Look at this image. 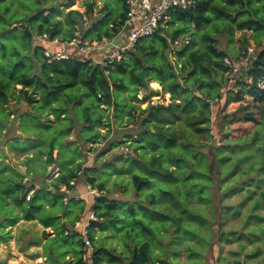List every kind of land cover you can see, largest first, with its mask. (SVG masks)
Segmentation results:
<instances>
[{"label": "clouds", "instance_id": "clouds-1", "mask_svg": "<svg viewBox=\"0 0 264 264\" xmlns=\"http://www.w3.org/2000/svg\"><path fill=\"white\" fill-rule=\"evenodd\" d=\"M261 62L264 0H0V264H264Z\"/></svg>", "mask_w": 264, "mask_h": 264}, {"label": "trees", "instance_id": "trees-1", "mask_svg": "<svg viewBox=\"0 0 264 264\" xmlns=\"http://www.w3.org/2000/svg\"><path fill=\"white\" fill-rule=\"evenodd\" d=\"M202 7H206V4L203 5ZM8 35H10V33ZM177 53L180 54V50L179 49H177ZM250 74L253 75V78L255 80H259V79L264 78V62H261V66H255L251 70ZM177 87H179V86L177 85ZM33 186H35V185H33ZM104 199L105 198L103 196H101L99 198V200L97 201V205H100L101 202L104 201ZM115 206H116V202L114 201L113 204L111 205V207H115ZM93 210L95 211L96 209L94 208ZM89 226L90 227L99 226L101 228V230H103V228L105 227L104 225H96L94 221H91ZM76 235H79V233H73L72 236H70L68 238V240H66L65 242L66 243L69 242V240H72V238L74 236H76ZM80 244H81V246H83V240L80 241ZM103 254H104V250L103 249H100L98 251L93 252L92 253V261H93V264H100V261L103 259Z\"/></svg>", "mask_w": 264, "mask_h": 264}, {"label": "rangeland", "instance_id": "rangeland-1", "mask_svg": "<svg viewBox=\"0 0 264 264\" xmlns=\"http://www.w3.org/2000/svg\"><path fill=\"white\" fill-rule=\"evenodd\" d=\"M3 143H4L5 145H7V144L9 143L8 139H5V140L3 141Z\"/></svg>", "mask_w": 264, "mask_h": 264}, {"label": "built area", "instance_id": "built-area-1", "mask_svg": "<svg viewBox=\"0 0 264 264\" xmlns=\"http://www.w3.org/2000/svg\"><path fill=\"white\" fill-rule=\"evenodd\" d=\"M66 55H71L70 53H66ZM91 220L88 221V224L90 225Z\"/></svg>", "mask_w": 264, "mask_h": 264}, {"label": "water", "instance_id": "water-1", "mask_svg": "<svg viewBox=\"0 0 264 264\" xmlns=\"http://www.w3.org/2000/svg\"><path fill=\"white\" fill-rule=\"evenodd\" d=\"M138 79H142V77H138Z\"/></svg>", "mask_w": 264, "mask_h": 264}, {"label": "crops", "instance_id": "crops-1", "mask_svg": "<svg viewBox=\"0 0 264 264\" xmlns=\"http://www.w3.org/2000/svg\"><path fill=\"white\" fill-rule=\"evenodd\" d=\"M44 187H47V185H44Z\"/></svg>", "mask_w": 264, "mask_h": 264}]
</instances>
